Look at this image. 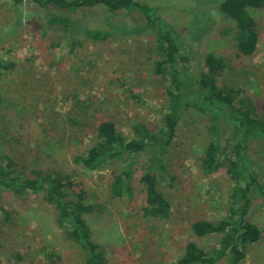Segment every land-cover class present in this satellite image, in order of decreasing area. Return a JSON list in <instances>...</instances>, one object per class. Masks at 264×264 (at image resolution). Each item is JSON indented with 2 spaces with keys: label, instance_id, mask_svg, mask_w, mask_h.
<instances>
[{
  "label": "rangeland",
  "instance_id": "rangeland-1",
  "mask_svg": "<svg viewBox=\"0 0 264 264\" xmlns=\"http://www.w3.org/2000/svg\"><path fill=\"white\" fill-rule=\"evenodd\" d=\"M220 1L138 3L150 19L159 17L173 26L189 72L197 77L206 71L208 54L221 58L225 66L216 76L217 85L237 91L264 118V10L249 9L258 42L255 52L243 57ZM145 12L130 8L113 14L99 6L81 10L72 43L48 27V15L35 4L15 7L0 0V60L11 65L0 77V150L22 174L53 170L66 177L67 198L76 201L80 194L93 207L84 219L103 250L104 264H176L187 241L206 251L218 248L220 236L196 237L190 226L226 217L235 186L223 167L209 175L201 170L211 121L194 110L182 117L156 171L158 191L170 204L164 220L143 212L138 177L152 156L149 151L137 157L132 193L122 198L109 190L121 163L90 171L72 161L90 146L100 121H112L128 139L134 125L153 131L160 126L165 82L154 72V32ZM82 27L107 30L112 36L94 41L83 35ZM227 134H222L223 143ZM250 148L257 182L264 185V154L254 143ZM254 192L247 219L259 229L260 238L247 247L244 264H264V203L257 188ZM49 253L58 259L50 260ZM83 259L82 251L56 226L55 211L41 193L17 196L0 189V264H82ZM227 262L225 256L215 264Z\"/></svg>",
  "mask_w": 264,
  "mask_h": 264
},
{
  "label": "trees",
  "instance_id": "trees-1",
  "mask_svg": "<svg viewBox=\"0 0 264 264\" xmlns=\"http://www.w3.org/2000/svg\"><path fill=\"white\" fill-rule=\"evenodd\" d=\"M10 1L15 7L31 2L41 8L48 15V27L60 31L72 43L78 30L75 16L81 10L99 6L113 14L130 8L145 12V6L138 0ZM219 9L233 22L238 55L247 57L253 54L258 34L249 9L264 10V0H221ZM145 15L148 26L154 32L157 55L154 72L165 82L166 105L160 126L153 131L140 124L134 125L133 136L128 139L112 121H100L95 127L90 146L84 153L75 155L72 161L90 171H100L113 162L121 163V169L113 175L109 190L112 196L122 198L132 193L137 157L149 151L152 156L138 177L144 191L143 212L151 218L164 220L169 216L170 204L158 191L156 171L162 166L161 160L175 137L182 117L192 110L208 114L211 126L208 127V143L200 158L201 170L209 175L223 167L235 186L230 191V207L226 217L218 222L198 220L190 226L196 237L220 236L219 247L206 251L196 242L187 241L176 264H215L225 256L228 258L227 264H244L247 247L260 238L259 229L247 219L250 200L256 196V188L264 203V185L257 182L255 162L250 158L249 150L254 143L260 147V154H264V118L258 117L254 106L240 99L237 91L217 85L216 76L225 66L221 58L206 55V71L194 76L186 66L188 58L180 52L181 46L173 37L177 34L173 26L159 17L150 19L146 12ZM81 30L85 37L94 41H103L112 36L103 29L82 27ZM10 67V64L0 60V77ZM226 132L228 134L223 143L221 137ZM30 175L18 172L14 160L0 150V189L17 196L41 193L44 202L55 211L56 226L82 251V264H104L103 250L93 241L92 232L84 219V214L90 213L93 207L85 205L80 194L76 201L67 198L64 190L66 177L60 172L52 170ZM48 257L50 260L52 257L58 259L52 253Z\"/></svg>",
  "mask_w": 264,
  "mask_h": 264
}]
</instances>
